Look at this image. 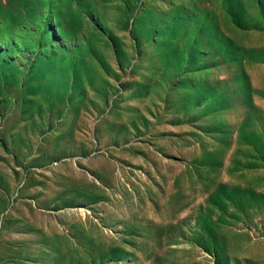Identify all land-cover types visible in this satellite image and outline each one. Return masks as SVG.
I'll use <instances>...</instances> for the list:
<instances>
[{
    "label": "rangeland",
    "instance_id": "obj_1",
    "mask_svg": "<svg viewBox=\"0 0 264 264\" xmlns=\"http://www.w3.org/2000/svg\"><path fill=\"white\" fill-rule=\"evenodd\" d=\"M0 264H264V0H0Z\"/></svg>",
    "mask_w": 264,
    "mask_h": 264
}]
</instances>
